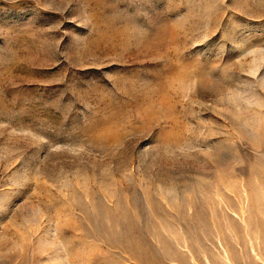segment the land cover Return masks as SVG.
<instances>
[{
	"label": "rangeland",
	"instance_id": "rangeland-1",
	"mask_svg": "<svg viewBox=\"0 0 264 264\" xmlns=\"http://www.w3.org/2000/svg\"><path fill=\"white\" fill-rule=\"evenodd\" d=\"M0 264H264V0H0Z\"/></svg>",
	"mask_w": 264,
	"mask_h": 264
},
{
	"label": "bare ground",
	"instance_id": "bare-ground-1",
	"mask_svg": "<svg viewBox=\"0 0 264 264\" xmlns=\"http://www.w3.org/2000/svg\"><path fill=\"white\" fill-rule=\"evenodd\" d=\"M261 258V257H260Z\"/></svg>",
	"mask_w": 264,
	"mask_h": 264
}]
</instances>
